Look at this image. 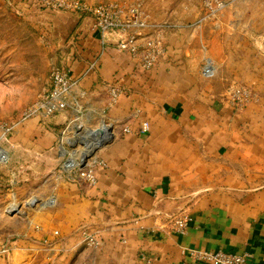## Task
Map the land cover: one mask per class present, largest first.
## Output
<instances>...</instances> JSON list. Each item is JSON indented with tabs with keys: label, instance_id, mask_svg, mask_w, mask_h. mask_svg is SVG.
<instances>
[{
	"label": "crops",
	"instance_id": "obj_1",
	"mask_svg": "<svg viewBox=\"0 0 264 264\" xmlns=\"http://www.w3.org/2000/svg\"><path fill=\"white\" fill-rule=\"evenodd\" d=\"M11 1L31 17L46 46L52 44L58 64L80 81L94 113L108 111L107 87L126 93L106 114L121 122L117 141L94 156L105 169L96 171L91 189L51 171L60 160L56 134L68 114L48 128L22 130L6 144L11 165L26 172L15 195L54 201L15 228L13 218L0 213V245L15 248L0 264H192L187 251L246 253L248 264H264V0H228V16L209 23L205 33L217 70L206 81L198 75L199 52L185 46L188 32L176 30L152 73L139 76L129 55L112 45L124 36H109L103 46L90 19L37 15L31 4ZM149 2L147 14L155 17ZM180 2L167 0L160 19L169 15L181 26ZM234 85L255 95L238 113L223 105L226 88ZM135 112L149 131L122 134L123 120ZM45 168L49 173L42 175ZM177 216L190 221L183 234L162 230ZM10 227L17 238L4 234Z\"/></svg>",
	"mask_w": 264,
	"mask_h": 264
},
{
	"label": "rangeland",
	"instance_id": "obj_2",
	"mask_svg": "<svg viewBox=\"0 0 264 264\" xmlns=\"http://www.w3.org/2000/svg\"><path fill=\"white\" fill-rule=\"evenodd\" d=\"M64 1L77 2L80 4H85L90 8H94L99 5L110 3L128 4L133 2L134 0ZM154 1L155 3L152 2V4L148 0L149 4L154 7L155 17L147 14V0H143L141 15L138 19L139 23L144 24L143 28L138 30L131 29L124 33H108L104 38L105 45L108 43L109 36H124V41L119 40L112 45L115 46L117 51L119 50L118 48L120 46H125L124 49H120L119 51H124L129 55L131 61L133 62L134 74L139 76H149V74H151L152 71L156 68L160 60L165 56L167 40L175 36L176 30H181L178 32L180 34L188 32V38H185V46H190V48H193V50H197L199 52V55L201 56V65L198 71L200 79L204 81L212 79L215 76L217 68L210 59L208 40L206 37L205 29L210 26L209 23L214 24L215 19L222 14L228 16V0H218L224 5V9L219 13H216L215 15H212L209 10L204 8V0H181L179 4L181 6L180 17L183 14L185 18V21L183 24H181V26L169 22L168 20H170L171 18L169 15L167 16V18L165 16L163 19H160V17L162 16V9L165 10L166 8V5L163 4H166L167 0ZM21 2L23 1L21 0ZM17 4L18 3H13L11 0H0V148L5 150L4 147L6 146V144H8L12 140V138H16L17 134L20 131L24 130L23 132H25L27 128H31L32 126L48 128L50 127L52 120H54L57 116L66 113L69 116L68 121L58 132L59 134H56V138L60 139L59 142H56V149L58 150L56 151L61 161H58L57 159L56 167L51 168V171L52 174H55L59 180H62L67 184L79 186L84 191L91 189L96 184V171L105 169L104 164H98L96 160L95 162H93L91 161V159L96 154H100V151H102L103 149H107L117 141V135L115 134V131L117 130L116 128L118 127V124L121 122V120L111 121L113 123V126L110 127L111 129L109 132L114 137H111V140L106 143L107 146L103 147L102 149H100L99 147L98 150H95L92 156L85 160L84 164L81 163V167L85 165L82 170L74 169L70 171V169L67 168V163H69L67 162L69 161L68 153L73 151L74 149H72L71 147L69 148L67 145H64L62 143V137L70 134L72 130L70 124L72 122L74 123L75 121L78 122L79 125L87 129H97L102 125L101 123H109V119L106 117V114H108V111L116 106L119 97H121L126 92L118 86H111L106 88V93H109V90L113 87L117 88L120 93H122L113 104L109 103L108 100L106 104V109H108V111L106 113H89L86 117L79 119L69 111L54 113L49 112L47 109L48 113L51 114L50 117H34L23 120V114L36 103H41L38 102V100L49 91V76L52 70L55 68L66 69V67L60 65V63L58 64L59 60L55 56V51H53L54 49L52 44L48 43L49 45L46 46L43 40L42 32L38 28H36L34 22L30 20L31 17L27 13H22L23 11L17 8ZM211 4L212 6H215L214 2H211ZM32 11L37 13V15H48V13L36 12L33 8ZM56 14L65 13L54 12L50 16H54ZM83 17L85 19H91L89 16H81L79 18ZM97 35L100 42L101 39L99 37V34L97 33ZM130 39H134L136 45H138L136 47L134 56H132V54L130 53L128 45ZM211 51L216 52L217 55H219L220 53L219 47L215 48V46L213 45ZM150 56H152L154 60L152 68L146 72L139 70L138 67H140L143 62H145L146 58ZM208 61L213 65L214 72L212 76L203 77L202 72L206 65V62ZM98 65L99 62L97 60L96 68L94 69V71L98 68ZM79 89L81 90L80 82L78 88H74L72 90V93L77 94ZM243 92H245L247 96H249V99L246 102L235 101L234 98H231L233 94L243 96ZM254 99L255 95L249 89L243 86L234 85L226 88L223 105L226 106L229 111L238 113L243 111L250 103L254 102ZM230 101H233L232 105H230ZM80 105L84 109H88L89 111L91 110L89 106L86 105L85 100L80 101ZM93 120L96 121L92 123ZM136 120L147 124V132L149 131L148 122L144 121L139 116V114L135 112L131 113L128 119L123 120V125L120 126V128H123L122 134H130L131 132L138 134L136 132L138 130L131 129L134 126ZM60 144L62 150H59L58 148ZM61 153H64V155H61ZM4 157L5 161L7 160V163L0 165V190L2 192L0 196H3V199L0 200V213L3 212L5 216L13 218L12 221L15 228L17 224L16 222L22 223L23 221H30L32 217H30L29 220L27 218H29L32 213H35V211L38 210L39 206L41 209L48 208V206L45 207V204H48L49 201H54V199H41L40 202L37 199V208H29L22 216L16 213H13V215L9 216L8 213L5 212V209L9 204L27 200L32 196L28 195L25 198H19L15 195L13 191L17 189L20 179L23 175H26V172H22V168H17L16 166L11 165L12 157L9 151L5 150ZM48 173V168H45L42 172V175ZM1 179H3V182L1 181ZM1 182L6 186L3 189L1 187ZM44 185H46V183L42 182L41 186ZM11 194H13L14 196L11 197ZM7 195H9V198H7ZM31 216H33V214ZM177 218H185L187 221V227L181 233H177L172 226L173 220ZM189 223L190 221L186 216L172 217L167 222L162 223V230H164L165 232L181 235L187 230ZM153 224L156 225L155 222H153ZM29 225L32 224L29 223ZM30 228H33V226ZM12 230L13 228L10 227L8 234L7 232L4 234L12 236L13 238H17V230L16 232ZM88 240L90 241L89 238ZM6 251H10L13 253L15 251V248L9 247L7 245H3L2 248L0 245V259L1 256L6 253Z\"/></svg>",
	"mask_w": 264,
	"mask_h": 264
},
{
	"label": "built area",
	"instance_id": "obj_3",
	"mask_svg": "<svg viewBox=\"0 0 264 264\" xmlns=\"http://www.w3.org/2000/svg\"><path fill=\"white\" fill-rule=\"evenodd\" d=\"M25 3L31 4L32 8L36 12L48 13L51 15L54 12H63L65 14L72 15L74 17L81 16H89L92 21L93 27L96 32L99 34L101 39V45H105L104 38L108 33L114 32H127L131 29H141L144 27L143 23H139L138 19L141 15L142 3L143 0H134L131 3H110L99 5L94 8H90L85 4H80L77 2H67L64 0H22ZM211 2H214L215 6H212ZM204 8L209 10L212 15L219 13L224 9V5L218 0H204L203 3ZM130 53L132 56L135 55L136 42L134 39H130L128 42ZM125 46H120L118 49H124ZM153 57H147L145 62L138 67L139 70L146 72L150 70L153 66ZM97 61H93L90 64L89 71H94L96 68ZM213 65L208 61L203 69L202 76L209 77L206 72L210 69H213ZM214 72V71H213ZM212 72V74H213ZM211 74V76H212ZM79 80L75 79L71 76L70 71L68 69H60L55 68L52 70L49 76V91L41 97L38 102L39 104L33 105L30 109H28L23 114V120L34 117H50L51 114L49 112L60 113L63 111H69L75 117L81 119L86 117L89 113H94L92 110L84 109L80 105V101L86 99V92L84 90L78 91L77 94H73L72 90L77 89L79 86ZM120 91L117 88H112L109 90V103H114L117 98L121 95ZM243 96L233 94L231 98H234L235 101L246 102L249 99V96L245 92L242 94ZM239 99V100H238ZM233 101H230V105H232ZM48 109V111H47ZM28 116V117H27ZM105 123V122H104ZM104 123H101L102 125ZM109 127L113 126L111 120L109 123ZM101 125V126H102ZM99 126V127H101ZM111 129V128H110ZM110 129L108 131H110ZM131 129L138 130L136 131L139 135H143L148 130V125L142 123L138 120L135 121L134 126ZM109 135L110 132H109ZM114 137V136H112ZM58 138V142H59ZM59 150L61 149V144L58 146ZM5 150L0 148V165L6 164L4 157ZM64 155V154H63ZM62 158V156H61ZM95 158L93 157L91 161L95 162ZM68 162V161H67ZM85 167H81V164L73 166L70 168L71 170H82ZM51 202V201H49ZM172 226L174 227L177 233H181L187 227V221L185 218H177L172 222ZM188 257L193 260L192 264H248L250 259L249 255L244 253L241 255H235L231 253H223V252H199V251H187ZM184 255V253H182Z\"/></svg>",
	"mask_w": 264,
	"mask_h": 264
},
{
	"label": "bare ground",
	"instance_id": "obj_4",
	"mask_svg": "<svg viewBox=\"0 0 264 264\" xmlns=\"http://www.w3.org/2000/svg\"><path fill=\"white\" fill-rule=\"evenodd\" d=\"M213 71L214 68L210 69V71L208 70L205 75L211 76ZM71 124L72 130L70 134L62 137V143L75 150L68 153V169L81 163L84 164L85 160L93 155L102 142L108 143L113 136L109 135V131H106L110 129V125H106V123L97 129H87L79 125L76 121L72 125ZM63 154L64 153H61V155ZM37 202V199L34 197L19 202H13L7 206L5 212L16 213L22 216L29 208L36 207ZM45 206H49V204H45Z\"/></svg>",
	"mask_w": 264,
	"mask_h": 264
},
{
	"label": "water",
	"instance_id": "obj_5",
	"mask_svg": "<svg viewBox=\"0 0 264 264\" xmlns=\"http://www.w3.org/2000/svg\"><path fill=\"white\" fill-rule=\"evenodd\" d=\"M107 146L106 142H102V144L100 145V149H102L103 147ZM99 149V148H98ZM97 149V150H98ZM9 216L13 215V213H8Z\"/></svg>",
	"mask_w": 264,
	"mask_h": 264
}]
</instances>
